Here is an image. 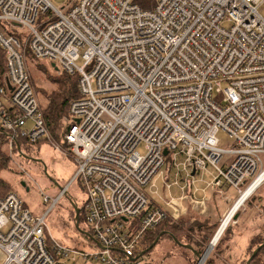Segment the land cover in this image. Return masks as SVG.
Wrapping results in <instances>:
<instances>
[{
  "label": "built area",
  "instance_id": "obj_1",
  "mask_svg": "<svg viewBox=\"0 0 264 264\" xmlns=\"http://www.w3.org/2000/svg\"><path fill=\"white\" fill-rule=\"evenodd\" d=\"M263 8L264 0H156L151 9L134 0H71L61 7L0 0V22L28 32L23 45L0 27L7 58L0 131L10 138L9 151L21 138L55 142L26 50L79 74L81 95L70 105L64 136L77 164L68 187L41 217L15 193L0 197L3 264H148L136 255L145 232L204 205L208 191L240 197L248 179L249 186L264 173ZM221 131L233 148L219 146ZM75 184L100 245L91 252L47 236L48 212Z\"/></svg>",
  "mask_w": 264,
  "mask_h": 264
},
{
  "label": "rangeland",
  "instance_id": "obj_2",
  "mask_svg": "<svg viewBox=\"0 0 264 264\" xmlns=\"http://www.w3.org/2000/svg\"><path fill=\"white\" fill-rule=\"evenodd\" d=\"M67 1L69 2L71 0H51L56 7H61L64 3H68ZM261 14L264 16V8L261 9ZM43 20L41 15L38 24L42 23ZM0 27H4L11 33L16 34L23 45L27 42L28 32L26 29L18 26H9L3 22H0ZM25 61L31 81L35 85V92L40 101V88H44L45 90L54 88L47 80L48 73L46 72V70H50L52 62L44 59H36L29 51L26 54ZM218 139L221 148H233L234 141L226 133L221 131L218 134ZM52 140L54 139L52 138ZM34 148L33 156L21 161L17 157L16 147L13 148L12 152L9 151L13 171H2L0 177L11 187L13 193L17 194L25 203L34 217H41L49 210L48 208L51 206L53 199L61 194L62 189L68 187L72 177L76 173L77 164L71 155L68 154L66 147L62 146L61 143L44 139L40 143L35 144ZM139 150L143 152L142 148ZM34 159L40 160L41 163ZM251 181L252 178H249L247 185L242 187L243 191ZM205 185V183H199L198 187L201 189ZM157 189L162 193L161 182L157 183ZM155 190L156 188H153V191ZM173 194L178 195L176 189L173 190ZM224 194L222 196L208 191L206 193L208 199L204 205L196 210H190L188 215L173 221L174 223H179L182 220L184 221V218L189 215H194L198 219H207L210 216L212 220H219L218 227L210 233V240L206 244L203 254L207 252L206 250L218 231L222 220L234 205L235 200L239 197L238 192L234 190H228ZM206 196L199 194L197 199H204ZM46 198L50 199V201L46 202ZM73 199H75L77 206L82 207L84 205L85 195L77 184L70 186L66 193L59 199V202L48 212L46 216V224L48 226L47 236L50 239L53 238L61 244L79 251L91 252L93 248L88 243L89 241L83 238L79 230L76 229V215L74 217L73 211V205L75 203ZM188 206L187 201L183 202V207L188 208ZM171 211L173 212V210ZM237 215L238 218L236 220ZM138 223L139 219H133L131 221L134 227ZM82 226L84 227L83 222ZM259 228H261L257 233L259 235L253 237L252 240L264 238V182L260 185V188L247 198L244 205L237 211L234 219L228 224L204 264H227L233 259L238 260V264H243L244 261H248L250 258H248L247 253L249 252V247L247 249L241 247L243 241H241L242 238L239 239V235L246 234L248 230L254 231ZM237 236L239 237L237 238ZM198 239L194 238V243L198 242ZM239 240L241 245L238 243ZM209 258H212V261H208ZM142 259L148 262V264H151V262L155 264H192V261H194V264H198L197 257L190 250L179 247L173 239L168 238H163ZM2 261L3 255L0 253V264H3ZM62 264H94V261L89 260L86 262L79 259L73 263L72 261L66 260L62 261Z\"/></svg>",
  "mask_w": 264,
  "mask_h": 264
},
{
  "label": "trees",
  "instance_id": "obj_3",
  "mask_svg": "<svg viewBox=\"0 0 264 264\" xmlns=\"http://www.w3.org/2000/svg\"><path fill=\"white\" fill-rule=\"evenodd\" d=\"M134 3H136L143 9H151L155 5L156 0H134ZM11 34L18 38L16 34ZM27 52L28 50H26V54ZM6 65V53L4 50L0 49V82L3 81L5 77L7 70ZM46 72L48 73L47 80L50 84L53 85L54 88L50 90L40 88V101L37 94L36 96L39 101L41 111L43 112L45 123L47 125L50 135L52 136L55 142L61 143V145L65 146L67 151H69L70 145L66 142L64 136L66 133H68L72 123V116L69 113L70 105L73 101L79 99L81 96L79 91L80 75H71L64 71H61V69L56 72L52 65L50 70H46ZM32 86L33 88L35 87L33 83ZM9 140V136L6 133L0 131V174L2 171H13L12 160L10 158L8 150ZM34 145L35 144L29 143L25 139H18L19 149L16 147V154L18 159L21 161L23 159H27L33 156L35 151ZM9 193H13L11 187L5 182V180L0 177V197H4ZM73 201L75 203V199H73ZM77 207L80 209L81 212L79 223L80 229L92 235V232L90 231L89 227L86 226V214L84 211V205L82 207ZM25 208H27L26 205ZM75 215L76 213L74 211V217ZM184 219V221L182 220L179 223L166 221L163 224L159 225L155 230L145 232L143 236H141L139 245L136 248V255L140 256L142 252L147 250L153 244L156 238L163 232H170L181 243L191 245L198 253V255H202L205 250L206 244L210 240V233L212 230H215V228L218 227L219 220H212L210 216L207 217V219H198L194 215H189ZM82 222L84 224V227L86 228L82 226ZM81 236L89 241L88 243L92 246L94 250L98 249V246L90 238H88L84 234H81ZM163 238L172 239V237H170L169 235H165L161 238V240ZM194 238H199L200 241L198 239V242L194 243ZM263 243L264 238L251 240L249 245V252H247L248 258ZM48 245L52 246L50 240L48 241ZM208 261H212V258H209ZM246 262L247 261H244L243 264ZM192 264H194V261H192ZM251 264H264V247L253 259Z\"/></svg>",
  "mask_w": 264,
  "mask_h": 264
},
{
  "label": "water",
  "instance_id": "obj_4",
  "mask_svg": "<svg viewBox=\"0 0 264 264\" xmlns=\"http://www.w3.org/2000/svg\"><path fill=\"white\" fill-rule=\"evenodd\" d=\"M52 67H53L56 71H59V68H58V66H56L55 63H52ZM17 146H18V145H17ZM18 149H19V146H18ZM167 153H168V151L165 150V151H164V154H167ZM34 160H36V159H34ZM36 161H38L39 163H41L40 160H36ZM23 185H25V183H23ZM62 190H63V189H62ZM73 208H74V211H75V213H76V229L79 230V232H80L81 234L86 235L88 238H90L95 244H97V245L100 247V245H99V243L97 242V240H96L91 234H89L88 232H85V231H83V230L80 229V227H79L80 209H79L75 204L73 205ZM237 218H238V215L236 216L235 219H237ZM165 235H169L170 237H172V239L176 242V244H177L179 247H182V248H184V249H188V250H190V251H191V252L197 257V259H198V264H199V262L202 260V258L204 257V254H205V253H204L203 255H198V253L195 251V249H194L191 245L181 243V242H180L179 240H177V238H176L173 234H171L170 232H163V233H161V234L156 238V240L154 241V243H153V244H152L147 250L143 251L142 254H141L139 257H144L149 251H151L152 249H154L155 246L160 242L161 238L164 237ZM211 245H212V241H211L210 245L208 246V248H209ZM263 247H264V243L254 251V253L250 256V258L248 259V261H247L245 264H251L252 261H253V259L257 256V254L260 252V250H261ZM208 248H207V250H208ZM207 250H206V251H207ZM206 251H205V252H206Z\"/></svg>",
  "mask_w": 264,
  "mask_h": 264
},
{
  "label": "bare ground",
  "instance_id": "obj_5",
  "mask_svg": "<svg viewBox=\"0 0 264 264\" xmlns=\"http://www.w3.org/2000/svg\"><path fill=\"white\" fill-rule=\"evenodd\" d=\"M262 180H264V173L255 182H253L251 185H249L246 188V190L242 193V195L236 200V202L234 203V205L232 206V208L230 209L228 214H226V216L222 220V223H221L218 231L216 232L214 239L212 240V245L208 248L207 252L204 254V257L199 262V264H204L209 253L211 252V250L213 249V247L217 243L218 239L221 237L223 232L226 230L228 224L231 223L234 215L244 205L247 198H249L258 188H260V185H261L260 183Z\"/></svg>",
  "mask_w": 264,
  "mask_h": 264
},
{
  "label": "crops",
  "instance_id": "obj_6",
  "mask_svg": "<svg viewBox=\"0 0 264 264\" xmlns=\"http://www.w3.org/2000/svg\"><path fill=\"white\" fill-rule=\"evenodd\" d=\"M237 220V219H236ZM260 229L261 228H259V229H255L254 231H250V230H248V231H246L247 233L246 234H244V235H239V236H237V238L239 237V239L240 238H242V240L241 241H243V245L241 246L242 248H244V249H247L248 247H249V245H250V242H251V240H252V238L253 237H257V235H259V234H257L259 231H260ZM263 232V231H262ZM239 244H240V240H239V242H238ZM241 245V244H240ZM241 257H242V255H241ZM240 257V258H241ZM2 262H4V256H3V261ZM227 264H238V260L236 261V260H231L229 263H227Z\"/></svg>",
  "mask_w": 264,
  "mask_h": 264
}]
</instances>
